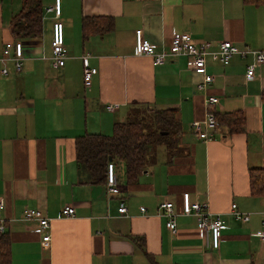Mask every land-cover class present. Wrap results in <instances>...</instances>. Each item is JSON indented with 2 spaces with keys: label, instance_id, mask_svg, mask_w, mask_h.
<instances>
[{
  "label": "crops",
  "instance_id": "crops-1",
  "mask_svg": "<svg viewBox=\"0 0 264 264\" xmlns=\"http://www.w3.org/2000/svg\"><path fill=\"white\" fill-rule=\"evenodd\" d=\"M54 0H43L44 33L23 44L21 73L12 63L2 75L0 62V221L9 233L12 264H264L261 231L264 199L250 195L249 170L264 168V64L248 80L252 56L235 57L228 66L208 61L213 83L199 91L203 77L187 69L186 58L154 66L135 55L136 32L159 48L173 33L192 35L213 48L225 41L244 49L264 48V4L245 0H62V22L70 56L54 69L51 14ZM22 0H0V59L4 45L16 40L14 17ZM110 17L113 32L83 40L84 18ZM90 54L98 70L92 86L83 82L82 56ZM219 103L207 108V100ZM120 105L109 113L107 105ZM176 109L183 135L178 153L160 148L158 162L139 182L127 185L124 164H115L121 186L110 195L105 185L88 181L76 159L75 139L84 134H110L136 109ZM242 111L246 131L229 135L219 127L212 141L192 131L209 112ZM208 204L225 221L219 250L203 241L197 220L182 215V195ZM127 205V214L118 209ZM173 202L179 213L174 236L158 215V206ZM233 204L251 216L237 222ZM72 205L74 217L61 216ZM145 207L147 212L142 213ZM38 209L51 219L44 242L37 223L22 219L25 209ZM144 240V243H143ZM143 245V246H142Z\"/></svg>",
  "mask_w": 264,
  "mask_h": 264
},
{
  "label": "built area",
  "instance_id": "built-area-1",
  "mask_svg": "<svg viewBox=\"0 0 264 264\" xmlns=\"http://www.w3.org/2000/svg\"><path fill=\"white\" fill-rule=\"evenodd\" d=\"M46 14H51L53 19L52 27V56L51 62L54 69H62L66 65L70 53L65 42V26L62 22V0H54L53 5L46 9ZM135 55L138 57H149L153 61L154 66H160L168 63L173 59L180 57L186 58L187 69L197 75L203 77V82L198 85L199 91H205L214 81V77L208 72V61L212 60L223 66H228L235 57L246 59L252 56L253 62L247 69V79L251 80L256 74V69L264 64V48L253 50L249 47L244 49L225 41L217 48H213L210 43L197 44L192 35L187 33H173L171 43L166 48H159L147 39H145L142 31L136 32ZM90 54L82 56L83 61V82L86 90L92 86L93 78L98 74L96 68L91 67L89 63ZM25 53L21 41L15 40L4 45L3 55L0 59L2 64V75L4 77L10 74L8 64L12 63L16 73H21L24 68ZM219 103L217 97H210L207 100V108H211ZM120 105H107L106 111L114 113L118 111ZM220 125L213 113L209 112L204 123L195 122L191 126L193 133L201 140L212 141L215 133ZM106 189L110 195H118L121 192V186L115 172V165H108ZM4 209V201L0 200V211ZM142 213H146L145 207L141 209ZM182 215L186 217H194L197 220L200 237L203 241H208V246L213 250H219L223 231L225 230V221L221 215L214 214L208 208V204L193 201L189 193L182 195ZM120 215L127 214V205L121 202L118 209ZM75 208L72 205L66 206L61 211V216L65 218L74 217ZM264 214V213H263ZM158 215L165 219L166 227L176 235L178 233L177 218L179 213L173 202L164 201L158 206ZM230 215L240 223H249L251 216L242 212L238 205L233 204L230 209ZM22 219L27 222L37 223L39 233H44L43 241L49 242L51 237L48 231L51 227V219L38 209H25ZM6 232L5 224L0 221V233ZM255 236L264 242V218L262 221L261 231L255 233Z\"/></svg>",
  "mask_w": 264,
  "mask_h": 264
},
{
  "label": "trees",
  "instance_id": "trees-1",
  "mask_svg": "<svg viewBox=\"0 0 264 264\" xmlns=\"http://www.w3.org/2000/svg\"><path fill=\"white\" fill-rule=\"evenodd\" d=\"M21 11L14 17L12 31L23 44L39 39L44 33L43 0H22ZM264 4V0H245ZM114 19L110 17L84 18V41L113 32ZM220 127L229 135L246 131L242 111L216 113ZM183 135L182 122L176 109H136L124 122L113 126L110 134H84L75 139L76 159L93 185H106L108 165L124 164L127 185H135L149 167L158 162L160 148L173 157L179 151ZM250 195L264 199V168L249 170ZM144 243V240H143ZM143 246V245H142ZM9 233H0V264H12Z\"/></svg>",
  "mask_w": 264,
  "mask_h": 264
}]
</instances>
